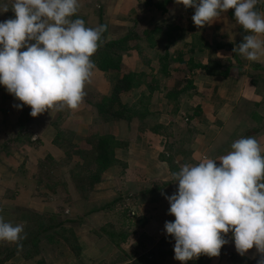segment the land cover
<instances>
[{"label": "rangeland", "instance_id": "rangeland-1", "mask_svg": "<svg viewBox=\"0 0 264 264\" xmlns=\"http://www.w3.org/2000/svg\"><path fill=\"white\" fill-rule=\"evenodd\" d=\"M153 1L163 3L166 11L156 10L153 7H147L145 5V0H79L78 12L71 19L81 18L85 21L86 27L92 28L99 26V21L101 20L102 23L107 26L106 31L102 34L105 41L119 40L121 38L126 39V45H124V47L128 48L129 51L124 54V69L132 72H144L146 74L143 82L154 81L158 83L157 87L159 89L150 92L151 98L148 102V109H150V111L158 110L155 112L156 114L158 113L156 116L157 123L165 128L162 131L160 130L159 134L156 135L160 136L161 134L167 139L166 149L170 153V158L167 159H171L174 154V156H176L178 154L177 152H183L181 153V157L186 160L188 157L186 156L188 146L192 143L189 139L194 137L193 132L196 133L193 127L194 122H186V120L182 119L183 113L180 115V118L178 119L179 121L177 120L174 122L173 112L177 108L178 103L170 102L167 105L162 103L159 104V100L157 99L158 96H162L164 99L169 101L165 95L167 92L165 89L172 85L175 69L177 67L179 68L180 63L176 59L179 56L181 57L183 54L182 60L187 61L188 57L191 55L190 50L196 48V52L193 50L192 53L196 63H199L202 60H207L213 70L214 68L223 65L233 71V74L239 75L245 70V67H247L250 68V70H255L253 73L255 76H263L264 70L261 69L258 61H246L245 63V60L241 58V55L233 51L236 47L234 43H231L233 41L224 39L221 41L220 39H215L216 43L213 41L211 45H207L208 47H202V42L194 40L193 36L198 34L201 38H203L201 34L208 32L207 29L209 30V27L213 30L212 26L214 24L212 22L211 24H207L203 27L196 26L192 20V16L195 13L194 8L186 9L182 4H176L174 0ZM261 2H263V0H258V3ZM259 13L261 16H264V9H260ZM233 17L234 9H230L218 17L226 18L224 23L221 25V30L224 33H237V36L243 40L244 35L250 33L245 32L243 27L234 21ZM229 19L232 21L231 23H229ZM171 25H173V27L178 26L181 30L178 32L174 31V34L172 33L173 40H168L164 35V32L168 31L169 26ZM151 29H158L159 32L154 33L156 38L147 44L146 40L142 37V34ZM217 31L219 32L218 29ZM177 38L178 40H176ZM204 41L208 43L205 39ZM217 43L222 46L219 48L216 46ZM192 46L194 48H191ZM181 50V53L178 52ZM166 54L169 56L163 61V57L166 56ZM166 63L168 64L166 65ZM162 70H166L167 72L170 71L169 73L171 78H166L164 71ZM100 71L111 75V77L107 76L108 84H106V81L101 79L98 82L92 83L91 86H101L100 90L105 88L108 89V91L110 90L109 93H111V88H113L115 84V75L111 72ZM94 75L95 73H93V76ZM253 75L249 74V78H251L252 82ZM182 77H185L187 80H192V74L190 73L187 75L182 74ZM140 81L142 82L141 79ZM162 89L163 92L160 91ZM256 90L260 100L259 104L255 106L247 102H242L241 105H239L237 108V119L228 123V130H230L229 132H232L233 134L228 135L225 133L219 140L223 152L226 151L225 153H227V149L231 148V144L240 139L238 138L239 134L244 132L247 126L251 127L254 124L257 126L261 123L264 124L263 121L256 123L254 117L252 118V114H254L255 111L264 112V86L260 85L259 88L256 87ZM86 92L89 94L88 91H85V93ZM159 92H161L160 95H158ZM154 94L156 95L154 96ZM92 95L93 96L90 100L93 99L94 101H97V99L100 98L99 96L102 94L95 92L92 93ZM127 99L133 101L135 97L131 95ZM17 103L22 102L16 100L13 95L7 92V90L1 92L0 170L3 173H6V175L10 171L12 173L11 177L14 178L15 182H22V184L27 183L25 185V189H29L31 191V196L29 195V197H32L33 201L25 202L24 198L21 199L19 195L16 196V198H13V200L9 198V200H5V202H3V206L6 207L7 204L10 208L14 209L13 214L17 215L12 217L13 220L17 221L18 218L21 219L16 223H12L7 220H4V222L11 223L13 226L18 224L22 225L24 228V234L21 233V235L23 234L22 236L24 238L31 239L33 232H41L42 228L57 225V223H59L62 219H71L73 221L76 217L81 218L79 222H74L75 224L71 223L69 226H66V229L71 230L75 236L76 248L78 247L77 249L75 248L73 250L68 244H66V242L61 238L60 233L55 235V233L49 232L48 234H42L38 244L36 245L35 251L29 256L28 260H33L35 255H38L37 252H41L42 254L45 253L50 260L53 259V261H67L66 264H83L84 261L81 258V255L84 254V250L86 251L85 257L90 260L93 250L95 256H97L98 264H107L104 261V258L111 254V245L113 244L108 243L103 234L95 235L92 230L95 227L100 226L103 220L102 213H98L97 209L104 206L103 202H106L109 198H111V196L114 198L122 196L123 201L119 206H117V208H115L116 210L109 213L110 219H108V221L112 220L114 222L113 227H109V229L114 231H117L118 229L125 231L126 229L127 232H137V234L134 233L133 235V239L136 241L140 240L142 236H140V234L138 235L139 231H137V228L135 231L134 225L130 226L133 222H135V220H128L129 215H133L135 210H139V208L142 211L144 210L147 221L151 220L154 215H156L157 218L167 217V220L169 219L170 215L168 214V210L170 205L168 201L165 199L159 203V199L153 200V198L154 196L158 197L161 191L165 194L168 193V195L171 194V188H168L169 186H167L166 190L162 188L157 190V187L160 186L158 183L160 181L157 182L155 180L147 179L148 177H154L152 165L148 163V166H143L133 157L127 156V153L130 152H127V149L130 147L131 143H134L133 140H141V138H139L140 133L137 132L134 125L129 126L123 122L98 124V120L96 119L94 121L91 120V124H84L75 120L77 111L81 108L80 105L76 109H70L65 106L61 109L53 108L49 111H45L37 117H34L27 123L26 129L22 130L19 136H17V131L19 130L18 122L25 119V116L23 118L21 117L22 113L26 111L31 112V108L29 106H24L22 109L15 108L14 105ZM82 103L85 105V112H88L91 108L94 109L93 106H90V104L85 102L84 99ZM59 112L60 116H57ZM193 112H195L196 116L194 119L198 122L196 125L200 126V124H203L198 121L201 120V113H199L200 109L195 107L193 110L188 111L190 114ZM170 114H172L171 117L168 116ZM46 115L54 120H46V117L44 119H40L42 116ZM65 116H67L66 118H68V120L64 118ZM59 117H63L61 127L74 132L73 144H75L78 148L88 146L85 139L91 131H94L92 133H95V131L101 132L103 130L120 137V139L128 140L126 141V145L115 150L117 159L116 164L107 170L100 182L96 183L92 188L86 186L82 190V193L80 192L81 194L75 188V182L71 177V171L74 165L72 161L76 158V156H72L71 163L68 159H66L63 160V162H57L56 165L50 164L51 167L46 170H42L41 172L44 173V178L41 183H39V181L42 178V174L39 167L37 166L36 168H31L32 164L37 163V160L42 159L41 156H44L40 154V147L43 144L38 141H31L32 138L36 135L37 130L50 128V122H55V119L57 121ZM162 122L165 123V125H163ZM176 136L178 138L179 136L181 137L179 141L183 139L180 151L177 150V147L174 145ZM252 137H255L258 142L262 144V146L264 145V129ZM29 141L33 143L30 144ZM154 144H156V142H154ZM170 146H173V149H171ZM59 159L56 160L59 161ZM151 159L153 160V158ZM130 163L136 164L131 165ZM11 166L14 169H11ZM175 172L177 171L175 170ZM34 174L36 176H33ZM37 179L38 183L36 181ZM44 185L47 186L45 187ZM142 188H145L148 192H152L154 190V193L144 196V198H141L140 201H135L134 198L131 199L133 196L130 197V195L138 193ZM12 193L14 192L11 191V193H7L6 196L8 195L12 198ZM139 197H137V199H139ZM161 198H165V196ZM26 203L32 205L30 208H36L35 211L37 212H27ZM1 205L2 204H0V209ZM43 209L45 211H42ZM125 209L127 210V213L122 217L121 214L125 211ZM122 221H124L125 227H123ZM145 226L147 228V224H145L144 227ZM152 231L153 229L151 227L149 232L153 233ZM101 236L104 238L103 241L101 240ZM229 236L231 237V233H229ZM171 242L172 241H170V244L165 247L162 246V251L164 253L171 252ZM81 243L83 245H81ZM6 244H9V242L5 241V245ZM120 244L123 245V243ZM174 244L175 241L173 240V246ZM228 246L233 248V240L231 238L229 239ZM118 251L121 252L123 250ZM127 251L132 252L133 250L128 249ZM227 253L228 254H225V258H222V256L214 258L202 254L198 259L189 260L187 263L209 264V261L214 258L216 264H223V260L227 261V263L229 262L230 264H242L234 262L235 260H233L230 256L232 254L231 251ZM160 259L161 264H163L165 256L163 258L161 255L158 256L156 264H158L157 262ZM28 260H25V262Z\"/></svg>", "mask_w": 264, "mask_h": 264}, {"label": "clouds", "instance_id": "clouds-1", "mask_svg": "<svg viewBox=\"0 0 264 264\" xmlns=\"http://www.w3.org/2000/svg\"><path fill=\"white\" fill-rule=\"evenodd\" d=\"M174 2L194 8L192 20L199 27L234 9L236 22L250 34L233 51L249 61L264 57L258 0ZM78 7L79 0H12L15 17L0 21V85L22 102L14 107L29 106L32 117L53 108L76 109L86 95L85 84L96 68L91 57L107 26L86 27L83 19H71ZM8 10L4 5L0 13ZM172 175L177 190L161 194L175 217L164 225L175 241L174 259L218 257L231 233L241 257L255 247L260 255L256 264H264V149L255 137L240 138L226 155L185 164ZM23 231L22 225L0 219V241L18 243Z\"/></svg>", "mask_w": 264, "mask_h": 264}, {"label": "crops", "instance_id": "crops-1", "mask_svg": "<svg viewBox=\"0 0 264 264\" xmlns=\"http://www.w3.org/2000/svg\"><path fill=\"white\" fill-rule=\"evenodd\" d=\"M11 4H12V0H0V12L3 11L4 5H7L9 7V10L7 12L0 13V21H4L9 18L15 17L14 12L10 8ZM225 19L226 18H217L213 20L214 23L212 26L213 30H211V27H209L210 29L209 30L207 29L208 32L203 33L201 35L206 41H208L210 45L212 44L213 41H215V39H220L221 41L224 39V40L233 41L231 43H234L235 46L237 47L242 42V39L239 36H237V33L234 32L224 33L221 30V25L224 23ZM233 19L236 22L235 17H233ZM231 22L232 21L229 19V23ZM217 29L219 30V32L217 31ZM258 38L264 40V35H261ZM241 58L245 60V63L246 61H249L243 56H241ZM258 63L260 64L261 69L264 70V57H261L258 60ZM201 64L206 66V69L203 68L202 70H197L192 73L193 89L189 93H186L179 97V102L177 104L178 106L173 112L174 122H176L180 118V115L183 113L182 119L186 120V122L187 121L194 122L193 127L197 133L192 143L188 146L187 155H186L188 157L186 158V160H184V158H182L180 155L174 156L175 154L171 157V159H167L170 158L169 157L170 153L166 149L167 148L166 137H163V135L161 134L160 136L156 135L152 132L140 133L139 138H141V140L139 141L133 140L134 143H131L130 147L127 149V152L130 151L129 153H127L128 157L129 156L133 157L143 166L144 165L148 166V163L152 165L153 167L152 172L154 173V177H148L147 179L155 180L157 182L160 181L159 183L165 185L167 184L169 186L168 188H171L172 190L169 196L172 195L178 188V184L175 183V180L172 175L175 172V170L179 171L180 168L185 164L188 165L198 164L205 158L218 159L220 156L226 155L231 150V148L227 149V153H225L226 151L223 152L219 140L225 133L228 135L233 134L232 132H229L230 130H228L229 127L228 123L234 119H237V113H238L237 108L239 107V105H241L242 102H247L255 106H257V104H259L260 102L256 87L251 81V78H249V74L253 75L255 70L253 71L250 70V68L245 67V70L241 74L237 75V74H233V71L229 70V68H226L223 65L214 68L213 70V68L209 65V62L207 60L205 61L202 60ZM94 73L95 75L91 78L93 82L91 81L90 83L85 84V91H88L91 94L97 92L98 94L107 95L110 90L108 91V89L105 88L103 90H100L101 86L92 87L91 84L98 82L101 79L103 81H106V84H108L107 76L111 77V75L102 73L97 68H95ZM155 95L156 94H154V96ZM158 95H160V92ZM157 99L159 100V104L162 103L167 105L170 103L169 101H167V99H164L162 96H158ZM80 107H81L80 110L77 111L75 120H78L84 124L85 123L91 124L92 123L91 120L94 121L95 119L98 118V113L95 109L91 108L88 112H85L86 108L83 103L80 104ZM195 107L197 109H200L199 113H201V118H200L201 120L198 121L203 123L200 124V126L196 125V123L198 122H196L195 121L196 119H194V117H196L195 112L191 114L188 113V111L193 110ZM152 111L153 110H151V112ZM156 111L154 110L153 112L155 113ZM171 115L172 114L168 116L171 117ZM66 117L67 116H65L64 118L68 120V118ZM253 117L255 120L261 118L262 121H264V112L255 111L254 114H252V118ZM163 125H165V123H163ZM256 126L257 125L254 124L251 127H256ZM51 135L52 134L50 130L42 128L37 130L36 135L32 138L31 141L33 142L38 141L41 142V144H43L40 147L41 148L40 154L44 156H41V158H44L47 155H51L55 159L56 158L59 159L63 157V153L56 145L52 143ZM240 135L241 134H239V136ZM154 142H156V144H154ZM260 145L261 148L264 149V145L263 146L262 144ZM170 148L173 149V146H170ZM151 158H153V160ZM219 163L220 162L217 161V164ZM130 164L133 165L136 163L133 164L130 163ZM173 165L175 170L171 171V169L173 170ZM10 168L14 169L12 168V166ZM11 176L12 173L10 171L6 175V173H3L0 170V204H2L0 209V219H2L3 221L7 220L12 223H16L21 218H18L17 221L13 220L12 217L17 216L13 214L14 209L10 208L7 204L6 207H4L3 202L9 199L13 200V198H16V196L18 195L21 197V199L24 198L25 202H32L33 198L29 197V195L31 196L30 193L31 191L29 189H25V185L27 183L22 184V182L20 183L18 181L15 182L14 178H12ZM166 188L167 186H165L162 189L166 190ZM11 191L14 192L12 193L13 194L12 198L11 196L8 195L6 196V194L9 192L11 193ZM161 193L159 197V203H161L162 200H165V198H161L164 197V195H162ZM166 194L168 195V193ZM141 198H144V196H140L139 199H135V201L137 200L140 201ZM114 199L115 198L111 196V198H109L106 202H103V205L111 203L112 201H114ZM26 206H27L26 207L27 212L28 211L37 212L35 211L36 208H30L32 207V205L27 204ZM42 211L45 210L43 209ZM139 212L145 213V211L144 210L142 211L141 209ZM9 217L11 218V220ZM174 219L175 217L173 215H170L168 220L167 217L157 218L156 215H154L150 221H147V223L144 222L139 224V222H137V225H135V227L137 228V231H139L138 235L140 234V236H142L141 239L136 241L135 239H133V236H131L130 237L131 240L130 239L127 240L126 243H123V245L120 244L119 245L120 247H118V249L114 245H111L112 252L106 258H104V261L107 264H156L158 256L161 255L162 258L165 256L163 264H187V262H181L174 259L175 253H174L173 240H171L172 241L171 252L164 253L162 251V246H163L162 239L164 234H166L163 224H165L166 221H174ZM145 224H147L148 229L146 228V226L144 227ZM151 227L153 229L152 231L153 233L149 232ZM226 238L229 240L231 237L228 234ZM228 244L222 247L220 256H222V258H225L226 257L225 254H228L227 252L231 251L233 254H236L237 256L241 257L235 250L234 241H233V248H230ZM81 245L83 244L81 243ZM128 249L133 251L128 252L127 251ZM118 250H123V251L119 252ZM37 253L38 255H35V258L33 260L30 259L27 262H25L20 259H11L6 264H37V263L66 264L67 263V261H56V260L53 261V259L50 260V258L45 253L43 254L41 252H37ZM83 253L84 254L81 255V258L84 261L83 264H98L97 256H95L93 250L92 253L90 252L91 260L85 257L86 255L85 250ZM214 258L209 261V264H216ZM241 258L247 259L248 261L256 264V261L260 258V255L259 253L256 252V249L254 247L253 249H250L248 253ZM223 262H224L223 264H230L229 262L227 263V261L224 260ZM157 263L161 264V259L158 260Z\"/></svg>", "mask_w": 264, "mask_h": 264}, {"label": "trees", "instance_id": "trees-1", "mask_svg": "<svg viewBox=\"0 0 264 264\" xmlns=\"http://www.w3.org/2000/svg\"><path fill=\"white\" fill-rule=\"evenodd\" d=\"M169 1V0H166ZM145 5L147 7H153L156 10H162L166 11L163 6V3L160 2H154L153 0H145ZM256 10L260 12V9H264V0L261 3H257L255 6ZM99 25H104L102 21H99ZM181 29L178 26L171 25L169 26L168 31L164 32V35L168 40H173V32H178ZM158 29H151L147 30L142 34V37L146 40V43L148 44L151 42L154 38H156L154 33H158ZM162 32V31H160ZM173 33V34H172ZM176 35V34H175ZM194 40H199L202 42V47L207 46L209 43H206L203 38L200 37V35H194ZM102 42L100 43V46L98 47L96 53L91 57V59L95 62L96 68L98 70H102L104 72H111L115 76V84L112 88L111 93L107 95H101L100 98L97 99V101L90 100L92 98L91 93H86L84 97V101L90 104V106H93V108L98 113V124H104V123H110V122H123L127 125H134L137 129V132L139 133H146V132H152L154 134H159L160 130H164L165 128L157 123V114L154 112H151L150 109H148V102L151 98V91H156L159 89L157 87V82H143V79L145 78L146 73H139V72H132L130 70L124 69V54L129 51L128 48L124 47L126 45V39L121 38L119 40H113V41H105L103 37H101ZM178 40V38L176 39ZM205 44V45H204ZM188 45V44H187ZM192 45V44H191ZM219 48L222 46L220 44H216ZM186 47V46H185ZM208 47V46H207ZM191 48H194L193 46ZM183 50V49H182ZM178 51V52H182ZM196 52V48L193 49ZM193 50H190L191 55L188 57L187 61L182 60L179 56L176 60L179 61L180 65L179 68L177 67L175 69V75L173 76V83L171 86L167 87L165 90L166 96L169 100V102H179V97L183 94H186L190 92L192 88V80H187L185 77H182V74H192L194 71L202 70L203 68L206 69V66L202 65L201 62L196 63L194 59ZM202 51V50H201ZM179 53V55H180ZM168 54L163 57V61L168 58ZM168 63H166L167 65ZM124 66V67H123ZM164 71V75L166 78H171L170 73L166 70ZM186 72V73H184ZM228 72V71H227ZM143 74V75H142ZM255 75L252 76L253 84L256 85L257 88H259L260 85L264 86V75ZM142 80V82L140 81ZM6 91V88L3 85H0V94L1 92ZM163 92V89L160 90ZM160 92V93H161ZM133 95L135 99L133 101L127 99L129 96ZM88 96V98H87ZM127 97V98H125ZM61 112V111H60ZM60 112L57 114V116H60ZM25 116V119L20 120L18 122L19 130L17 131V136L21 133L22 130L26 129L27 123L32 120L34 117L30 115V111L23 112L21 117L23 118ZM56 116V117H57ZM46 117V118H45ZM46 119V120H54L53 118H49L47 115L42 116L40 119ZM39 119V120H40ZM62 118H58V120L55 122H50V128L48 130L51 131V141L54 145H56L62 152L63 157L57 161L54 157L51 155H47L42 159H38L37 163L32 164L31 168H36L37 166L40 169V172L42 170H46L47 168L51 167L50 164L56 165L57 162H63V160L68 159L71 163L72 156H76L75 159H73V169L71 171V177L73 181L75 182V188L77 191L82 193V190L86 187H93L96 183L100 182L107 172L109 168H111L113 165L116 164V154L115 150L118 148H122L124 145H126L125 139H120V137H117L115 135H112L108 133L107 131H101L95 133H92L94 131H91L88 133L87 138L85 139L86 144H88L87 147L84 148H78L75 144H73L74 140V132L67 130L66 128H62ZM256 123L262 122V119H256ZM264 122V121H263ZM23 123V124H22ZM42 128V126H41ZM262 129H264V124H259L256 127H247L244 132H241L240 136L238 138L243 137H252L256 134H258ZM187 130V129H186ZM185 130V131H186ZM194 137L190 138L189 140L193 141L195 138L196 133L193 132ZM176 136L174 145L177 147V150H181L180 147H182L183 139L180 140ZM187 140V141H189ZM32 144L33 142H30ZM225 144V143H224ZM227 145V144H226ZM183 153V152H181ZM180 152L177 155L182 156ZM94 167V168H92ZM174 165L173 170L174 171ZM39 172V173H40ZM42 178L39 181L41 183L44 178V173L41 172ZM33 176H36L35 174ZM78 178V180H77ZM38 183V179L36 180ZM159 183V182H158ZM46 184V183H45ZM160 186L157 187V190H160L161 188H164L165 186H168L167 184L159 183ZM45 187L47 185H44ZM154 191V190H153ZM148 192L145 188L141 189L138 193L130 195L133 196L131 199L134 198L137 199L139 196H146L154 192ZM80 193V194H81ZM160 195L158 197L154 196L153 200L159 199ZM123 197L119 196L114 199L109 204H105L104 206L97 209L98 213H102V223L100 226L95 227L92 232L93 234H103L106 241L110 244H113L116 248L120 247V243H126L127 240L130 239L131 236L134 235V233L137 234V232H127L126 229L123 231L122 229H118L117 231L110 230L109 227H113L114 222L110 219V214L117 206H119L122 203ZM152 201V200H151ZM147 202V201H146ZM140 210V208H139ZM139 210H135L133 212V215H129L128 220H135L132 225L135 227L137 225V222L140 223H147L146 215L141 212H138ZM127 213V210L121 214L123 217ZM116 215V214H115ZM127 216V215H126ZM81 218H77L75 220L67 219V220H60L57 225L54 226H47L45 228H42L41 232H33V236L31 239L23 238L18 243L17 242H9V244L5 245V241H0V264H6L11 259H20V260H28L29 256L35 251L36 245L38 244L42 234L53 232L55 235L58 233L61 234V238L68 244L73 250L76 248V240L75 236L73 235V232L69 229H66V226H69L71 223L75 224L76 222H79ZM150 221V220H149ZM75 222V223H74ZM123 227H125L124 221H122ZM136 230V227H135ZM57 231V232H54ZM131 233V234H130ZM24 234V233H23ZM22 234V235H23ZM67 237H66V236ZM99 236V235H98ZM101 240L103 241L104 238L101 236ZM174 240L171 236L164 234L162 245L165 247L166 245H169L170 241ZM75 242V243H74ZM75 245V246H74ZM3 248V249H2ZM78 248V247H77ZM76 248V249H77ZM169 253V252H168ZM233 260H235V263H242V264H254L247 259L238 257L236 254L230 255ZM42 264V263H37ZM188 264V263H187Z\"/></svg>", "mask_w": 264, "mask_h": 264}]
</instances>
